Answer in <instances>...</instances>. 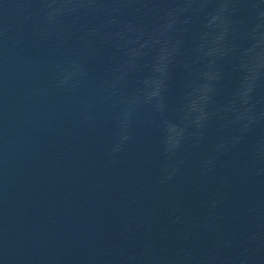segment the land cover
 I'll return each mask as SVG.
<instances>
[{
    "label": "clouds",
    "instance_id": "clouds-1",
    "mask_svg": "<svg viewBox=\"0 0 264 264\" xmlns=\"http://www.w3.org/2000/svg\"><path fill=\"white\" fill-rule=\"evenodd\" d=\"M34 2L24 18L35 19L31 35L38 40L56 38L63 46L71 22L85 21L78 37L83 48L73 47L58 67V88L75 91L89 75L81 51L94 60L103 47L112 50L110 74L100 88L120 106L113 158L131 139L137 111L149 106L162 132L161 184L181 173L186 146L199 149L210 130L215 141L200 160L201 175L213 174L221 157L241 147L248 149L253 167L264 164V0ZM177 70L183 92L177 116L169 118L168 94ZM133 80L137 86L129 90Z\"/></svg>",
    "mask_w": 264,
    "mask_h": 264
}]
</instances>
